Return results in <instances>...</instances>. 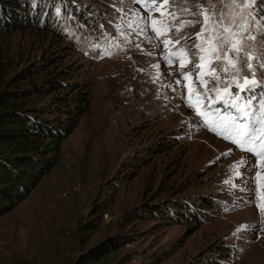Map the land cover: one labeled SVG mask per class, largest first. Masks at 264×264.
Wrapping results in <instances>:
<instances>
[{"label":"rangeland","instance_id":"rangeland-1","mask_svg":"<svg viewBox=\"0 0 264 264\" xmlns=\"http://www.w3.org/2000/svg\"><path fill=\"white\" fill-rule=\"evenodd\" d=\"M50 1L52 23L62 28L54 27L57 35L28 28L0 36V91L53 53L61 63L54 69H72L89 89L90 105L64 139L57 163L0 216V264H209L211 258L264 264V211L258 207H264V159L226 138H243L245 129L235 124L248 125L261 115L264 20L254 6L259 9L264 0H255L252 8L239 7L244 0H163L155 12L144 7L152 0ZM77 9L85 16L75 14ZM201 10L209 17L197 40L204 48V78L211 74L217 48L204 41L221 13L223 24L216 28H228L223 43L234 52L216 73L222 82L213 104L228 110L223 123L217 121L221 112L197 100L203 89L194 87L197 70L188 63L187 50L161 43L169 39V25L181 36L199 33L203 16L193 14ZM173 11L175 22L167 15ZM162 12L163 21L155 26L158 39L151 20ZM192 20L199 22L185 26ZM180 60L187 67L179 68ZM189 70L191 79L176 84ZM245 77L250 83L240 91L236 85ZM190 101L196 107L190 108ZM262 142L264 136L248 147L259 150ZM244 160L246 170L238 166ZM179 196L213 197L220 207L209 210L214 219L190 224L159 223L165 220L152 221L136 210ZM113 237L120 239L105 249L111 252L105 261L86 256Z\"/></svg>","mask_w":264,"mask_h":264},{"label":"trees","instance_id":"trees-1","mask_svg":"<svg viewBox=\"0 0 264 264\" xmlns=\"http://www.w3.org/2000/svg\"><path fill=\"white\" fill-rule=\"evenodd\" d=\"M50 2L0 0V36L28 28L57 35L55 28H62L52 23ZM260 8L254 6V11L261 13L264 20V11ZM75 14L85 16L79 9ZM43 57L42 64L34 62L26 67L0 91V216L22 202L38 185L41 176L57 163L64 139L74 132L90 105V91L76 77L75 71L66 67L54 69L61 63L55 62L58 60L53 53ZM226 112L228 110L221 112L218 123L226 120ZM197 199L179 196L148 202L136 210L142 217H151L152 221L165 220L159 223L190 224L214 219L215 214L209 210L220 207V201L207 196ZM119 239L113 237L102 242L86 256L105 261L111 253L105 249L114 246ZM207 261L209 264L225 262L216 258Z\"/></svg>","mask_w":264,"mask_h":264},{"label":"snow or ice","instance_id":"snow-or-ice-1","mask_svg":"<svg viewBox=\"0 0 264 264\" xmlns=\"http://www.w3.org/2000/svg\"><path fill=\"white\" fill-rule=\"evenodd\" d=\"M129 2L137 3L139 4L141 0H129ZM255 5V0H244V3L239 5V7L243 8H252ZM163 6V0H152L151 4L145 3L144 7L149 12H155L159 11L161 7ZM167 15L172 18V21L175 22L176 19H178L176 13L168 12ZM193 15H201L203 16V23L201 27V31L194 36H181L180 35V29L179 28H173L171 25H169L166 29L169 35L168 40H161V43L165 45V47L168 46L169 42H172L176 45H179L180 48L178 51L184 52L187 50V53L190 55V60L188 63L191 64L192 69L197 70L195 74V85L194 87L201 88L203 91L197 92V100L202 104L207 100L208 102V109L213 112H222L223 108H216L213 104V96L218 91L219 85L221 84V78L219 75H217L218 65L223 61L224 58L229 56L230 52H233L232 49H229L227 45L223 43L224 36L223 33L228 31L227 27H221L216 28L217 24H223V13L220 14V16L212 23L211 25V31H209V34L204 41L205 43L208 41H211L214 43L217 48L214 50V56H215V63H210L209 67L211 69V74L209 75L208 79L204 78V73L202 71V64L205 59L204 55L201 53L204 52L203 45L201 43H197V40L203 36L205 29L208 28V20L209 17L207 15V12L204 10H201L198 13H195ZM164 13H161V18L159 20L152 19L151 20V26L153 27V31L156 32L157 38L159 39L161 36V32L155 27L158 23L163 21ZM145 22L148 23V17H145ZM199 21H188L185 26H193L195 23ZM184 24V22H181ZM261 30L264 31V25H261ZM172 37H175L173 40ZM192 45L191 48L188 46ZM234 54V52H233ZM175 55V53H173ZM165 60L168 61L170 65L174 63V61L170 58V56H165ZM229 66H234L232 64V61L229 59L228 61ZM245 64H247V60L244 61ZM179 68L184 69L187 67V64L184 60H180L179 62ZM224 71H228V68H225ZM192 77V70H189L188 72H182L181 75L177 78L175 81L176 84H180L182 80H189ZM250 81L247 77L244 78L243 84L237 83L236 87L240 91H244L245 88L249 85ZM256 81H251V84H255ZM171 87V85H169ZM225 93L227 94V86H225ZM234 100H239V95L234 96ZM218 102V101H217ZM230 104H225L223 107H229ZM247 107H251V98L247 101ZM189 107H196V105H193L191 101L189 102ZM203 114V113H201ZM245 116L248 115L247 112L244 113ZM232 120L236 121L237 117H232ZM241 128H244L245 131L243 133V138H236L234 136H228L227 139H230L233 141V143L244 146L245 150L249 153H255L256 155L260 156L262 159H264V142H262L259 145V150H257L256 147H248V145H254L255 142L260 139L262 136H264V103L261 105V115L259 117H253L252 123L248 125L240 124ZM243 165L245 167V170L247 169V161H240L238 162L239 165ZM239 175V173H237ZM257 179H259V173L256 174ZM258 207H261V210L264 211V207L258 205Z\"/></svg>","mask_w":264,"mask_h":264}]
</instances>
